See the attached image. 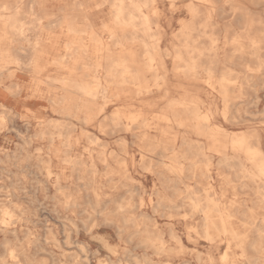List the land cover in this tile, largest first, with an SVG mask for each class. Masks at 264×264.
Instances as JSON below:
<instances>
[{"label":"bare ground","instance_id":"obj_1","mask_svg":"<svg viewBox=\"0 0 264 264\" xmlns=\"http://www.w3.org/2000/svg\"><path fill=\"white\" fill-rule=\"evenodd\" d=\"M183 3L180 13L188 18L179 21L169 39L161 6L176 9ZM61 37L63 50L55 47ZM43 84L61 91L51 98L55 110L119 137L122 152L128 153V137L134 138L137 151L150 161L149 170L154 171L155 159L163 165L158 173L164 191L185 185L189 218L199 216L191 230L212 245H226L222 262L250 264L252 248L258 264H264V218L258 220L254 208L244 209L237 198L239 186L252 185L254 197L264 203V138L258 131L228 129L243 123L240 105L250 90L264 85V0H0V133L6 117L19 110L20 93L42 90ZM136 101L140 107L133 110ZM119 102L124 106L107 114ZM84 130L87 160L61 158V149L52 145L49 159L41 160L49 174L55 157L79 171L96 172L99 163L111 172L127 167L118 151L109 152L101 137ZM55 134L41 132L52 143ZM78 141L67 137L64 147L72 149ZM226 168L235 171V178L224 175ZM216 181L236 187L234 197L227 200ZM158 194V204L173 216L181 204ZM131 206L118 203L117 210L126 213ZM2 215L6 223L12 211L5 208ZM136 232L157 253L170 250L162 233L152 236L147 226ZM253 233L258 239L251 238ZM171 237L180 241L175 233ZM232 247L241 250L238 257L230 253ZM9 253L22 264L16 248Z\"/></svg>","mask_w":264,"mask_h":264},{"label":"rangeland","instance_id":"obj_2","mask_svg":"<svg viewBox=\"0 0 264 264\" xmlns=\"http://www.w3.org/2000/svg\"><path fill=\"white\" fill-rule=\"evenodd\" d=\"M178 5L176 9L161 6L169 39L177 30L179 21L188 18L186 13H180L185 3ZM105 9L97 19L98 23L107 16L109 9ZM252 10L261 12L260 8ZM171 24H174L172 28ZM65 42L66 39L61 37L55 47L63 50ZM257 88L250 90L247 101L240 105L243 123L228 129L246 133L258 131L264 138V85ZM60 93V90H48L44 84L42 90H23L17 97L21 101L19 110L6 117L0 133V264H16L17 260L9 253L11 248L18 250L22 264H230L221 261L226 245H212L191 230L199 216H195V220L189 218L191 208L185 198V185L164 191L158 173L163 165L157 159L152 162L154 171L149 170L146 165L150 161L137 151L134 138L128 137V153H124L118 146L119 137L104 135L97 127L85 126L76 118L59 113L51 98ZM216 105L224 106L219 98ZM122 106L121 102L110 105L107 114ZM139 107L140 103L136 101L133 110ZM84 129L92 136L101 137L109 152L118 151L119 160H124L127 167H117L111 172L99 163L98 171L93 172L91 169L72 170L61 163L65 156L87 160L83 147L89 140ZM44 130L56 133L53 143L48 135H41ZM67 137L73 141L79 139L74 148L64 147ZM52 145L61 149V158H54L49 174L41 160L49 159ZM224 175L234 177L235 171L226 168ZM56 176L60 177L59 181ZM188 183L196 187L195 181L189 180ZM215 186L219 192L225 189L227 200L234 197L236 187L224 188L219 181ZM253 187L239 186L237 198L244 201V209L253 207L260 220L264 218V203L254 197ZM158 192H165L181 204L180 208L173 209V216H169L167 207L158 204ZM126 202L132 205L130 211L118 212L117 204ZM5 208L12 211V217L6 223L2 222ZM128 217L134 221L126 223L124 219ZM138 226H147L152 236L162 233L170 250L157 253L154 248L146 247L142 236L136 232ZM172 233L179 237V242L172 239ZM251 238L258 239L257 233L251 234ZM240 252L236 247L230 250L236 257ZM248 252L252 257L250 264H258L257 252L252 248H248Z\"/></svg>","mask_w":264,"mask_h":264}]
</instances>
